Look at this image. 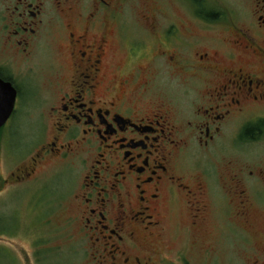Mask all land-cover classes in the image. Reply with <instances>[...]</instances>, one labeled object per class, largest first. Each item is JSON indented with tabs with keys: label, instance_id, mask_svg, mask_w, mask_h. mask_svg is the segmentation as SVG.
I'll list each match as a JSON object with an SVG mask.
<instances>
[{
	"label": "flooded vegetation",
	"instance_id": "1",
	"mask_svg": "<svg viewBox=\"0 0 264 264\" xmlns=\"http://www.w3.org/2000/svg\"><path fill=\"white\" fill-rule=\"evenodd\" d=\"M178 3L0 0V196L67 169L90 264H264V0Z\"/></svg>",
	"mask_w": 264,
	"mask_h": 264
},
{
	"label": "rangeland",
	"instance_id": "2",
	"mask_svg": "<svg viewBox=\"0 0 264 264\" xmlns=\"http://www.w3.org/2000/svg\"><path fill=\"white\" fill-rule=\"evenodd\" d=\"M161 1L166 7L170 6L174 9L178 5L181 8L179 0ZM174 12L178 16V7L174 9ZM29 139L23 135L14 138L15 143L22 149L19 159L12 161L11 156L8 157L7 153H4L3 159H0L1 175L8 176L20 164L18 162L28 152L24 150V147L27 145L25 141ZM231 141L233 140L228 141V144H234ZM238 145L247 147L248 144ZM65 170L67 169L59 170L56 167L46 169L47 173L43 176L46 179L44 186L46 196L50 195V202L47 204L46 201L48 208L45 207L46 209H43L41 214L34 204L39 203L42 197L45 198L44 191L39 189L43 187V183L39 186H36L35 182L29 183L19 190L16 189L17 192L9 187L1 194V202L4 199L5 203L0 206V250L3 255L0 256V264H90L91 260H86L89 252L84 249L87 243H78L77 239L70 237L73 229L69 221L72 220L74 213L69 207L68 179L67 176H62L65 175L63 173ZM259 220V225L263 228V214L259 215ZM170 232L173 247L179 249L184 242L181 233L175 230ZM185 242L188 243L187 238ZM236 242L233 237H230V253L233 251L232 248H236ZM193 261L196 264H202L205 260ZM206 264H254V262L251 260H210Z\"/></svg>",
	"mask_w": 264,
	"mask_h": 264
},
{
	"label": "water",
	"instance_id": "3",
	"mask_svg": "<svg viewBox=\"0 0 264 264\" xmlns=\"http://www.w3.org/2000/svg\"><path fill=\"white\" fill-rule=\"evenodd\" d=\"M16 91L11 84L0 79V128L9 119L14 108Z\"/></svg>",
	"mask_w": 264,
	"mask_h": 264
}]
</instances>
